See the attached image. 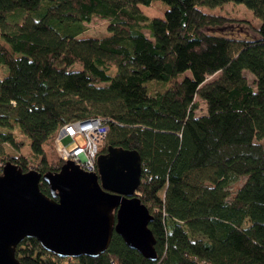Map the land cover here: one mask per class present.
I'll list each match as a JSON object with an SVG mask.
<instances>
[{"label": "trees", "instance_id": "16d2710c", "mask_svg": "<svg viewBox=\"0 0 264 264\" xmlns=\"http://www.w3.org/2000/svg\"><path fill=\"white\" fill-rule=\"evenodd\" d=\"M151 1L0 0V168L56 171L58 128L99 118L97 153L140 158L134 194L155 256L111 232L94 257L59 259L22 238L20 264H264V0H157L166 8L148 18ZM229 2L260 24L202 10ZM91 17L107 34L80 37ZM14 130L26 156L1 150L22 148Z\"/></svg>", "mask_w": 264, "mask_h": 264}, {"label": "water", "instance_id": "95a60500", "mask_svg": "<svg viewBox=\"0 0 264 264\" xmlns=\"http://www.w3.org/2000/svg\"><path fill=\"white\" fill-rule=\"evenodd\" d=\"M95 172L64 161L56 171L25 172L8 161L0 168V264H20L14 247L33 238L59 259L97 256L113 232L128 249L152 261L151 214L138 201L140 158L134 150L105 146ZM47 187L43 194L38 183Z\"/></svg>", "mask_w": 264, "mask_h": 264}, {"label": "rangeland", "instance_id": "374dc122", "mask_svg": "<svg viewBox=\"0 0 264 264\" xmlns=\"http://www.w3.org/2000/svg\"><path fill=\"white\" fill-rule=\"evenodd\" d=\"M165 8H166V5L159 3L157 0L151 1V3H149L148 6L140 5V11L145 16H147L148 18H151L152 16H156V17L161 16V13L163 12V10ZM202 10L204 12L208 11V12L213 13V14H221V15H224L226 17L233 18V19H236L239 21L243 20L241 22L242 26H244V25H249V26L255 25L256 26V25L260 24V21L253 16L252 12L249 11L241 3L236 4L233 2H229V3L222 4V5H218L216 7H208V6L202 7ZM105 23H106V21L103 19L91 17V19L84 24V31L80 34V37L89 36V37L98 38V36H102V35L107 34L106 28H105ZM224 31H226V30H224ZM144 32L146 33V30H144ZM2 73H3V69L1 68L0 69V76L2 75ZM243 74H244V77H246L247 81L249 83H251L253 77H251V75L245 71ZM185 75L188 76L189 73L185 74ZM215 77H216V74H214L211 78H215ZM195 112H196V115H198V116L205 113L204 101H201V100L199 101L198 110H196ZM13 134H14V137L16 139H18V140H20V142H22V148L17 150V149L12 148L8 144L4 143L1 145L2 152H5V151L6 152H12L14 150L13 153H18V154H21L22 156H26L27 155L26 150L28 149V143L22 139L21 135L16 130H14ZM75 141L77 144L80 145L82 142V139H80L78 136H76ZM260 142L264 146V138H262V140ZM62 144H64V143H62ZM70 146H71V144L67 145L66 148L68 149V148H70ZM101 146H102V143L99 145V148ZM43 149H44V146H43ZM3 156L4 155H0V159ZM243 179L244 178H239V179H237V181H235L231 184V186H230L231 192L236 190L237 186L243 181ZM160 193H159V195H160Z\"/></svg>", "mask_w": 264, "mask_h": 264}, {"label": "built area", "instance_id": "2783aa9c", "mask_svg": "<svg viewBox=\"0 0 264 264\" xmlns=\"http://www.w3.org/2000/svg\"><path fill=\"white\" fill-rule=\"evenodd\" d=\"M101 123L99 118L91 117L61 125L53 138V149L58 159L73 163L81 171L95 172L94 159L105 131ZM76 136L82 139L80 145L75 141ZM70 144L67 149L66 146Z\"/></svg>", "mask_w": 264, "mask_h": 264}, {"label": "flooded vegetation", "instance_id": "af4514ba", "mask_svg": "<svg viewBox=\"0 0 264 264\" xmlns=\"http://www.w3.org/2000/svg\"><path fill=\"white\" fill-rule=\"evenodd\" d=\"M98 153H99V152H98ZM98 153H97V154H98Z\"/></svg>", "mask_w": 264, "mask_h": 264}]
</instances>
